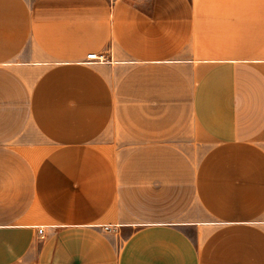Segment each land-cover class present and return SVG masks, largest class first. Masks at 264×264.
Segmentation results:
<instances>
[{
    "label": "crops",
    "instance_id": "1",
    "mask_svg": "<svg viewBox=\"0 0 264 264\" xmlns=\"http://www.w3.org/2000/svg\"><path fill=\"white\" fill-rule=\"evenodd\" d=\"M0 264H264V0H0Z\"/></svg>",
    "mask_w": 264,
    "mask_h": 264
},
{
    "label": "built area",
    "instance_id": "2",
    "mask_svg": "<svg viewBox=\"0 0 264 264\" xmlns=\"http://www.w3.org/2000/svg\"><path fill=\"white\" fill-rule=\"evenodd\" d=\"M87 60L88 61H98V62L106 61L104 56H102V55L99 56V55L94 54V53L88 54ZM40 232H42V228L40 229Z\"/></svg>",
    "mask_w": 264,
    "mask_h": 264
}]
</instances>
